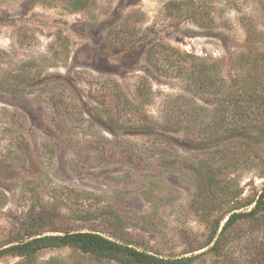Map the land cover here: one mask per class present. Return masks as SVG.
Wrapping results in <instances>:
<instances>
[{
  "label": "rangeland",
  "instance_id": "obj_1",
  "mask_svg": "<svg viewBox=\"0 0 264 264\" xmlns=\"http://www.w3.org/2000/svg\"><path fill=\"white\" fill-rule=\"evenodd\" d=\"M187 1L92 0L72 12V0H0V250L45 216L186 257L205 250L217 220L252 207L264 187V139L219 147L209 127L217 98L158 76L145 57L154 44L169 46L233 77L244 69L239 53L264 54V0ZM101 81L117 85L122 110L130 102L133 114L155 120L152 129L114 132L93 98ZM201 160L199 184L192 167ZM208 165L221 187L216 200L204 194ZM256 220L229 233H264V211ZM41 227L37 234H60ZM80 254L43 249L38 260Z\"/></svg>",
  "mask_w": 264,
  "mask_h": 264
},
{
  "label": "trees",
  "instance_id": "obj_2",
  "mask_svg": "<svg viewBox=\"0 0 264 264\" xmlns=\"http://www.w3.org/2000/svg\"><path fill=\"white\" fill-rule=\"evenodd\" d=\"M92 0H72V12L82 10ZM187 1V4L190 5ZM181 5L175 8L179 9ZM168 7L172 10L174 3ZM194 16L197 9L192 11ZM188 59L191 62H188ZM145 62L148 67L162 78L181 79L203 94L208 93L217 98L215 113L209 127L211 141L219 147L231 143L248 146L264 139V54L239 53L237 63L243 70L228 78L222 75L216 63H208L197 58L174 51L169 46L154 44L146 52ZM249 75L244 76L245 70ZM93 84V83H91ZM97 91L93 94L95 102L104 108L106 120L114 132H148L155 120L146 114H133V106L127 102L122 110L119 98L112 91L117 85L113 82L101 81L94 84ZM100 85V86H99ZM132 106V108H131ZM225 153L224 151H217ZM221 160H224L221 159ZM205 161L193 165L192 172L203 179ZM206 172V187L204 194L213 200L219 196L220 186L212 165ZM201 185H199L200 190ZM221 196V194H220ZM248 210L230 212L226 218L217 220L214 224L204 251L194 255L177 258H165L140 251L127 244L118 243L98 233L79 232L73 229L59 227L52 219L37 217L35 226L26 240L0 250L4 255L19 257L14 264H264V233H229L237 225L245 221H257L256 218L264 211V187L257 198L248 203ZM239 208H235L237 210ZM232 210V211H234ZM222 223L221 227L220 224ZM42 224L46 230L60 234L42 235ZM75 249L81 252L77 257L54 258L46 261L38 260V253L43 249Z\"/></svg>",
  "mask_w": 264,
  "mask_h": 264
}]
</instances>
